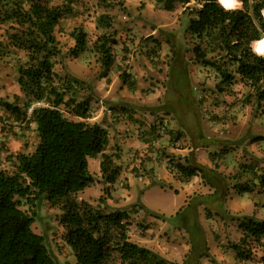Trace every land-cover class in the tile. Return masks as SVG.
I'll use <instances>...</instances> for the list:
<instances>
[{"label": "rangeland", "instance_id": "obj_1", "mask_svg": "<svg viewBox=\"0 0 264 264\" xmlns=\"http://www.w3.org/2000/svg\"><path fill=\"white\" fill-rule=\"evenodd\" d=\"M200 6L197 0L176 2L168 11L154 0H80L56 25L61 54L53 58V67L72 82L65 98L89 101L86 118L64 105L60 110L105 127L109 144L104 153L121 168L116 182L107 183L98 154L89 158L95 180L84 189L56 203L18 198L20 208L35 217L32 228L44 236L57 264H78L60 222L67 199L87 201L103 212L127 211L129 238L172 264L185 257L199 264H264V238L248 259L238 258L231 247L242 236L244 217L264 219V141H249L264 134V105L239 76L218 90L215 69L195 56L198 38L186 28ZM102 15L110 25L99 22ZM78 26L87 33V45L75 56L72 31ZM6 28L0 24L1 40ZM104 33L117 41L107 76L95 46ZM21 53L0 54V99L15 101L18 94L23 104L17 84ZM216 53L208 51L207 57ZM123 71L131 74L133 86L122 82ZM38 142L34 121H21L0 105L1 169L15 171L17 155L33 152ZM188 157L222 173L226 191L220 197L201 175L185 177L177 171L174 164ZM244 183L253 189L240 192L236 184ZM194 243H200L195 253ZM201 251L208 255L199 256Z\"/></svg>", "mask_w": 264, "mask_h": 264}, {"label": "trees", "instance_id": "obj_2", "mask_svg": "<svg viewBox=\"0 0 264 264\" xmlns=\"http://www.w3.org/2000/svg\"><path fill=\"white\" fill-rule=\"evenodd\" d=\"M79 1L52 4L51 0H0V24L7 25L5 40L0 39V54L22 52L17 84L24 96L23 104L19 103L22 97L16 94L15 101L0 99V105L21 121H34L39 134L33 152L17 155L15 171L0 168V264H57L44 236L32 228L35 217L20 208L18 198L44 197L56 203L84 189L95 180L89 171V158L98 154H102L101 172L107 183H115L121 171L114 158L104 153L109 144L107 129L96 122L71 119L60 110L64 105L76 116L86 118L89 114L88 99L77 101L73 95L65 98L71 90V79L60 78L53 67V58L61 54L55 27L73 12ZM154 1L172 11L176 2L190 0ZM197 1L201 6L186 28L198 38L193 47L195 56L215 69L220 77L218 90H226L239 76L252 89L251 95L264 105V54L251 47L252 42L264 35V0H239L241 7L235 8L225 7L219 0ZM99 22L110 25L106 15ZM72 36L75 45L71 53L77 56L86 48L87 33L78 26ZM116 43L113 34L106 33L95 42L101 54L103 76L108 75L113 65L112 46ZM208 51L217 53L208 58ZM130 76L126 71L120 75L122 82L129 85L133 84ZM42 102L46 104H36ZM249 141H264V134L254 135ZM174 166L185 177L201 175L219 197L226 191L222 173L214 167L190 157ZM236 186L240 192L253 189L247 183ZM62 210L64 236L78 264H172L158 252L129 238V213L125 210L103 212L87 201L76 199H67ZM239 227L242 236L231 247L238 258L248 259L263 244L264 219L244 217ZM199 246L200 243H194L191 252L195 253ZM201 252L199 256L208 255L207 251ZM180 264L199 263L198 259L193 263L185 257Z\"/></svg>", "mask_w": 264, "mask_h": 264}, {"label": "bare ground", "instance_id": "obj_3", "mask_svg": "<svg viewBox=\"0 0 264 264\" xmlns=\"http://www.w3.org/2000/svg\"><path fill=\"white\" fill-rule=\"evenodd\" d=\"M225 7L233 8L236 7L239 3V0H219ZM253 47L255 51L261 52L260 54H264V36L258 40H255L253 43Z\"/></svg>", "mask_w": 264, "mask_h": 264}, {"label": "water", "instance_id": "obj_4", "mask_svg": "<svg viewBox=\"0 0 264 264\" xmlns=\"http://www.w3.org/2000/svg\"><path fill=\"white\" fill-rule=\"evenodd\" d=\"M253 45V44H252ZM255 51V50H254ZM255 52H257V51H255ZM258 53V52H257ZM258 54H260V53H258Z\"/></svg>", "mask_w": 264, "mask_h": 264}]
</instances>
